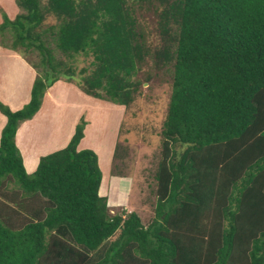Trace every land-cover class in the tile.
Instances as JSON below:
<instances>
[{
    "label": "trees",
    "instance_id": "obj_1",
    "mask_svg": "<svg viewBox=\"0 0 264 264\" xmlns=\"http://www.w3.org/2000/svg\"><path fill=\"white\" fill-rule=\"evenodd\" d=\"M15 3L14 18L1 10L0 47L35 76L21 108L0 100V264H264V0ZM146 10L153 50L138 22ZM149 57L171 72L151 220L109 212L97 154L77 149L83 117L66 146L25 170L15 134L54 82L127 107Z\"/></svg>",
    "mask_w": 264,
    "mask_h": 264
},
{
    "label": "rangeland",
    "instance_id": "obj_2",
    "mask_svg": "<svg viewBox=\"0 0 264 264\" xmlns=\"http://www.w3.org/2000/svg\"><path fill=\"white\" fill-rule=\"evenodd\" d=\"M1 10H3L9 18H14L15 14L18 12L15 0H0V22L2 21ZM45 22L50 23L54 21L51 17H48ZM138 22L145 34L147 43L152 50L155 49L159 44L160 37L156 12L146 10V13L138 17ZM28 57H33L34 59L37 56L36 53L32 52L28 54ZM90 59L91 57L84 60L80 58V60L75 63V72L78 78H80L79 70L82 69L83 66L90 67ZM9 62L7 58H3L0 55V73L3 75L0 83L4 82L3 79H5L7 83H10V80L17 78V72L14 71L15 69L13 66L9 65ZM146 76H149L148 81L145 80ZM136 77L141 82V85L139 90L134 93V99L127 107L89 96L74 85L72 86L78 91L76 92L73 89L66 91V95L67 92L69 93V96H66L68 99L64 96V100L62 97L65 95V92L63 95L56 92L55 95L61 97L59 98L61 102L59 104L60 106H53L54 109L51 108L49 110V112H54L56 116L53 118L46 117L47 121H42L43 128H37L36 132L39 134L42 131V134H40L41 140L45 135L46 137L57 135V131L61 126H63L64 129H67L69 126L71 127L74 118V126L69 136V138H71L75 130V125L80 118L83 117L84 120L89 122L88 124H91V128L88 131L90 134L86 135L88 137L91 135V137L93 136L92 138L95 136V139L101 143V150L107 153L110 145L112 151L116 145V154L114 155L113 152V161L111 158L106 160L105 157L107 156L105 153H103L104 155H100V161L103 162V166L101 164L102 169L99 168L101 172L103 171L105 174L106 183L109 179V170L111 167L112 172L123 176L126 175L131 178L128 205L123 204L117 207L109 206V212L111 214H116V212L118 213L120 210L128 212L129 209H132V211L140 215L143 223H147L151 220L153 205L156 199L155 172L161 156L160 129L162 128V123L166 115L171 91L170 67L167 68L166 66L160 65L157 67L153 65L149 57L146 64L143 63V66L139 69ZM62 82L63 81H61V83ZM24 84H27L26 78H22V82L15 92L17 95L18 93L23 94L30 90L29 87L25 90ZM6 89L9 88L5 83L2 87L3 94ZM72 95L76 96V98H73L74 100L72 99ZM77 98H79L80 101H77ZM47 106L51 107L50 104L48 105V102ZM65 123L66 125L64 126L63 124ZM65 131L66 130H64V132ZM93 131H99L100 133L95 135ZM59 132L62 131L59 130ZM83 135L86 137L84 131ZM68 140L70 141V139ZM86 144H89V142L83 141V145L87 146ZM89 148L94 150L91 147ZM112 198L113 196L109 198L110 203L113 202ZM128 206L130 208H128Z\"/></svg>",
    "mask_w": 264,
    "mask_h": 264
},
{
    "label": "crops",
    "instance_id": "obj_3",
    "mask_svg": "<svg viewBox=\"0 0 264 264\" xmlns=\"http://www.w3.org/2000/svg\"><path fill=\"white\" fill-rule=\"evenodd\" d=\"M0 48H1L0 50H2L0 51V55L3 58H7L10 61L9 65L13 66L15 69L14 71L17 72V78L14 80H10V83H7L5 79H3L4 82L0 83V100L4 104H6L11 110H17L29 101L30 90L26 91L23 94L18 93V95L15 92L18 89V86H20L22 82V78L27 79V84L23 85L25 86V90L27 87L31 89L33 78L35 76V70L17 52L10 50V49L3 48V47H0ZM2 76L3 75L0 73V80ZM61 81L63 82L61 83ZM5 83L7 84L9 89H6L3 94L2 87L5 85ZM65 84H68V85H65ZM72 85L73 84L66 82L64 80H57L56 82H54V84L46 90L39 110L34 114V116L31 119L22 122L20 126L18 127L16 134H15V142L21 153L25 170L28 173H31L32 171L35 170L40 156L50 153L54 150L63 148L69 141L68 139H70L69 136L74 126V120H75L74 118L72 120L73 123L71 124V127L69 126L67 127V129H64V127L61 126L59 130L62 132H59L58 130L57 135L51 136V138L53 139H50L52 141H49V142L51 145L54 142L55 145L50 148L49 147L47 148L46 146V142L48 141V138L46 136H44L45 141L42 144L38 143V141L41 139L40 134H42V131L39 134H37L36 131H37V128L42 127L43 120L47 121L46 117L53 118L56 116L54 112L53 113L49 112L51 108L54 109L53 106H60L59 104L61 103L59 99L60 98L59 95L56 96L55 93L57 92L60 95H63V93L66 90L68 91L69 89H73L77 92L78 90ZM47 102H48V105L49 104L51 105V107L47 106ZM90 121H91V118H90ZM5 122H6V117L0 112V134H1V129L4 126ZM88 123L89 122H87V124L84 127L85 135L87 131H89V129L91 128V124H88ZM63 125L65 126L66 123ZM64 130L66 131L64 132ZM94 133L96 135L100 132L95 131ZM83 137L80 139L79 143L77 144V149H83V148H89V147L93 148L96 152L94 150L93 151L99 156L98 165H100L99 167L101 169L103 166L102 164L103 162L100 161L101 154L105 153V155L107 156V157L104 156L105 159L108 160L109 158H111L113 161V152H114L115 146L112 151V147L110 145L108 152L106 153L104 152V150H100L101 143L98 142V140L97 142L95 141L93 143L89 142V144H86L87 146L83 145V141H85V136L83 135ZM94 144H97L98 148ZM109 172H110L109 177H108L109 179L106 183L105 174L102 171V178H101V183L98 189V193L100 195L106 196L108 206L117 207L118 205L122 206L123 204L128 205L129 190L131 188V178L126 175L123 176V175L112 172V167L109 170ZM111 196H113L112 203L109 202V198H111ZM128 208L130 207L128 206ZM130 210L132 209H129L128 211Z\"/></svg>",
    "mask_w": 264,
    "mask_h": 264
},
{
    "label": "bare ground",
    "instance_id": "obj_4",
    "mask_svg": "<svg viewBox=\"0 0 264 264\" xmlns=\"http://www.w3.org/2000/svg\"><path fill=\"white\" fill-rule=\"evenodd\" d=\"M66 91H67V90H66ZM66 91H65V95L62 96L64 100H65V97H66L67 95L69 96V93H68V92H67V95H66ZM68 91H69V90H68ZM64 96H65V97H64ZM72 96H73V95H72ZM72 96H71V97H72ZM77 96H78V95H77ZM71 97H70V98H71ZM57 98H58V97H57ZM60 98H61V97H60ZM66 98H67V97H66ZM73 98H76V96H73L72 99H73ZM80 98H81V97H80ZM67 99H68V98H67ZM81 99H82V98H81ZM83 99H84V98H83ZM69 100H71V99H69ZM73 100H74V99H73ZM66 101H67V100H66ZM77 101H80L79 98H77ZM77 101H76V102H77ZM67 102H68V101H67ZM75 104H76V103H75ZM77 104H78V103H77ZM60 111H62V110H60ZM90 116H91V115H90ZM98 120H99V119H98ZM100 120H101V119H100ZM36 121H37V120H36ZM95 123H96V122H95ZM55 126H58V125H55ZM97 126H98V125H97ZM94 128H96V127H94ZM94 128H93V129H94ZM55 131H57V130H55ZM55 131H54V132H55ZM94 132H95V131H94ZM94 132H93V133H94ZM86 134L88 135V134H90V133H88V131H87ZM59 135H60V134H59ZM87 135H86V137H85V141H86V142H91V143H93V142H95V141L97 142V140L95 139V137L92 138L93 136L91 137V135H90V136L88 137ZM100 135H101V134H100ZM45 136H46V135H45ZM47 138H48V141L46 142V146H47V148H48V147L50 148V147L54 146V145H55L54 142L52 143V145H51L50 142H49V141H52V140H50V139H53V138H51V136H48ZM97 138H98V137H97ZM54 140H55V139H54ZM100 140H101V139H100ZM44 141H45V137H43L42 140L40 139V140L38 141V143H39V144H42ZM104 141H105V140H104ZM108 141H109V140H108ZM94 145L97 146V148H98V145H97V144H94ZM100 150H101V149H100ZM102 164H103V163H102Z\"/></svg>",
    "mask_w": 264,
    "mask_h": 264
}]
</instances>
